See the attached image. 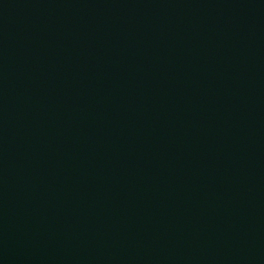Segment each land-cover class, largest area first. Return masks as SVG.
Wrapping results in <instances>:
<instances>
[{"label": "water", "instance_id": "1", "mask_svg": "<svg viewBox=\"0 0 264 264\" xmlns=\"http://www.w3.org/2000/svg\"><path fill=\"white\" fill-rule=\"evenodd\" d=\"M0 264H264V0H0Z\"/></svg>", "mask_w": 264, "mask_h": 264}]
</instances>
